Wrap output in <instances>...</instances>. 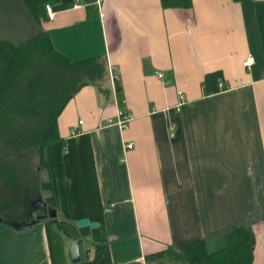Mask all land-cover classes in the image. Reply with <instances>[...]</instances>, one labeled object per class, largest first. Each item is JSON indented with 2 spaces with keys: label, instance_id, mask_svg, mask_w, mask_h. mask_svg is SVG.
Wrapping results in <instances>:
<instances>
[{
  "label": "crops",
  "instance_id": "crops-1",
  "mask_svg": "<svg viewBox=\"0 0 264 264\" xmlns=\"http://www.w3.org/2000/svg\"><path fill=\"white\" fill-rule=\"evenodd\" d=\"M40 29L68 60L105 63L109 95L82 87L57 132L89 136L108 264L193 241L212 253L238 228L264 264V0H73ZM214 71L220 91L204 96ZM0 264H51L43 225L0 229Z\"/></svg>",
  "mask_w": 264,
  "mask_h": 264
},
{
  "label": "trees",
  "instance_id": "trees-1",
  "mask_svg": "<svg viewBox=\"0 0 264 264\" xmlns=\"http://www.w3.org/2000/svg\"><path fill=\"white\" fill-rule=\"evenodd\" d=\"M72 1L15 3L39 28L47 20L45 5L54 12ZM80 1L91 6L95 0ZM159 4L162 9H189L191 0H159ZM13 5L0 0V229H16L15 225L28 221L33 206L42 203L55 213L38 221L44 228L51 264H67L64 239L89 242L92 255L78 264H108L89 136L65 139L57 132L60 113L82 87L92 86L104 97L109 95L103 86L105 63L98 58L70 61L52 47L41 29L9 26V17L16 13ZM220 80L218 71L205 74L203 95L218 93ZM119 94H115L118 104ZM81 219L97 227L79 229L74 222ZM252 244L251 232L238 228L224 235V246L218 251L208 253L202 241H193L145 260L147 264H251Z\"/></svg>",
  "mask_w": 264,
  "mask_h": 264
},
{
  "label": "water",
  "instance_id": "water-1",
  "mask_svg": "<svg viewBox=\"0 0 264 264\" xmlns=\"http://www.w3.org/2000/svg\"><path fill=\"white\" fill-rule=\"evenodd\" d=\"M35 207H39V210L37 211L36 209H32L28 221L15 225L16 229L30 227L35 223H37L39 219L43 217L52 218L55 216L54 210L51 208L44 207L42 203L35 205ZM74 224L79 229L97 227L96 223H90L87 219L77 220L74 222ZM81 243H82V239H76L70 242V244L66 246L70 264H78L80 262V257L78 255V247Z\"/></svg>",
  "mask_w": 264,
  "mask_h": 264
},
{
  "label": "rangeland",
  "instance_id": "rangeland-1",
  "mask_svg": "<svg viewBox=\"0 0 264 264\" xmlns=\"http://www.w3.org/2000/svg\"><path fill=\"white\" fill-rule=\"evenodd\" d=\"M16 1H18V0H9V2L10 3H12V5L13 6H15V14L14 15H12L11 17H9V26H18L19 25V29L21 28L22 29V27L24 26L25 27V29H24V31H27V30H29V29H31L32 28V30H35V29H38V30H40V27L39 28H37L33 23H32V21H31V19L28 17V15H27V17H24L25 15H26V13L24 12V10H20V8H18L17 6H16ZM14 17V18H13ZM21 18H23V19H21ZM7 21V20H6ZM25 23H26V25H25ZM30 24H32V25H29ZM23 25V26H22ZM21 26V27H20ZM35 27V28H34ZM21 35H23L22 34V32L20 33ZM10 36V37H9ZM9 36H6V37H8V38H11V39H13V40H15L14 39V37H12L11 35H9ZM45 179V174H42V180H44ZM33 209H36L37 211L39 210V207H35V206H33ZM39 213V212H38ZM4 228H6V227H4ZM1 229H3V228H1ZM70 242L71 241H67L66 240V243H68V245L70 244ZM91 249V246H90V244H89V242H87V241H82V243L79 245V247H78V255H79V257H80V260H84L85 259V257L88 255L87 253L89 252V250ZM66 255H67V258H68V254H67V250H66ZM68 261H69V258H68Z\"/></svg>",
  "mask_w": 264,
  "mask_h": 264
},
{
  "label": "built area",
  "instance_id": "built-area-1",
  "mask_svg": "<svg viewBox=\"0 0 264 264\" xmlns=\"http://www.w3.org/2000/svg\"><path fill=\"white\" fill-rule=\"evenodd\" d=\"M78 7L77 4H74L73 5V8H76ZM44 12H45V15H46V18L47 19H51L54 15V12L52 10V8L49 6V5H45L44 6ZM244 67H247L248 66V61H245L243 62L242 64ZM218 88H220V84H218ZM180 98V96H179ZM130 120V116H127L125 114H121L119 113L118 114V121H117V124L122 127V128H125V124ZM76 131L72 130L70 133H69V137H74L76 135ZM127 149H129L131 146L130 145H127L126 146Z\"/></svg>",
  "mask_w": 264,
  "mask_h": 264
}]
</instances>
